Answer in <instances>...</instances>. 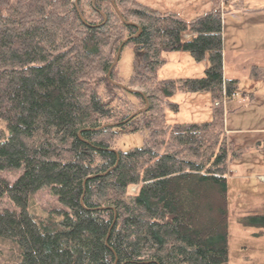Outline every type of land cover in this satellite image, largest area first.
<instances>
[{
	"label": "trees",
	"instance_id": "1",
	"mask_svg": "<svg viewBox=\"0 0 264 264\" xmlns=\"http://www.w3.org/2000/svg\"><path fill=\"white\" fill-rule=\"evenodd\" d=\"M221 1L186 19L140 0H0V201L14 204L0 209V264H230L227 174L242 147L225 125L239 84L224 76ZM124 41L128 79L111 69ZM167 49L205 59L204 75L160 78ZM177 90L210 91L212 118L166 122ZM143 127L141 145L116 147ZM45 187L58 205L31 210Z\"/></svg>",
	"mask_w": 264,
	"mask_h": 264
},
{
	"label": "rangeland",
	"instance_id": "2",
	"mask_svg": "<svg viewBox=\"0 0 264 264\" xmlns=\"http://www.w3.org/2000/svg\"><path fill=\"white\" fill-rule=\"evenodd\" d=\"M140 1L146 4L151 1L159 10L171 8L186 19L212 7V0ZM242 3V7L235 8L234 0L221 1L224 76L236 78L239 84L236 96L224 101L225 125L231 146L242 147L240 155L229 159L227 174L229 263L264 264V226L252 221L254 215L264 214V77L251 73L253 65L264 66V0H242ZM134 54V46L122 48L118 68L125 79L134 69ZM164 54L166 62L158 69L160 78L201 77L205 73L207 61L194 59L188 50L167 49ZM171 98L178 102L179 109L167 107L166 122L206 121L213 116L214 101L208 90H177ZM145 135L144 127L124 132L116 147L128 149L141 145ZM22 169L2 174L13 180ZM32 199L31 210L58 205L57 197L47 187L36 191ZM3 207L14 208V204L4 197L0 209Z\"/></svg>",
	"mask_w": 264,
	"mask_h": 264
},
{
	"label": "water",
	"instance_id": "3",
	"mask_svg": "<svg viewBox=\"0 0 264 264\" xmlns=\"http://www.w3.org/2000/svg\"><path fill=\"white\" fill-rule=\"evenodd\" d=\"M138 33H139V32H138ZM138 33L134 34V36H135V35H138ZM125 41H126V40H125ZM125 41H124L123 43L120 44V46H119V48H118L117 55H116V57H115V59H114L112 65H111V69H112V68L118 63L119 58H120V55H121V51H122V48H123V45H124ZM109 74H110V71H109ZM121 85H123V84H121ZM129 89L132 90V91L139 90L138 87L129 88ZM145 108H147V106H146ZM145 108H142V109H140V110H138V111H141V110H143V109H145ZM115 124H117V122L110 123V125H115ZM136 262H137V263H151L152 261H151V260H141V261H136ZM124 264H126V263H124Z\"/></svg>",
	"mask_w": 264,
	"mask_h": 264
},
{
	"label": "crops",
	"instance_id": "4",
	"mask_svg": "<svg viewBox=\"0 0 264 264\" xmlns=\"http://www.w3.org/2000/svg\"><path fill=\"white\" fill-rule=\"evenodd\" d=\"M146 2H148V4H150V6H155L153 3H151V1H146ZM205 2H206V0H205ZM164 10H173V9L165 7ZM189 36H190V33L186 34V37H189Z\"/></svg>",
	"mask_w": 264,
	"mask_h": 264
}]
</instances>
